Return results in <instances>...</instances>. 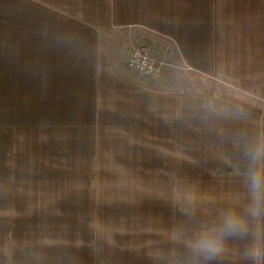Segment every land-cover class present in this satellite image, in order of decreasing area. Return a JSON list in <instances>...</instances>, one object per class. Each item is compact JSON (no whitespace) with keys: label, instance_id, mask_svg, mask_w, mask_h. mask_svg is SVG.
<instances>
[{"label":"crops","instance_id":"0c3cea01","mask_svg":"<svg viewBox=\"0 0 264 264\" xmlns=\"http://www.w3.org/2000/svg\"><path fill=\"white\" fill-rule=\"evenodd\" d=\"M143 44L159 78L126 66ZM242 129L264 133V0H0V264H186L245 201ZM214 264H264V221Z\"/></svg>","mask_w":264,"mask_h":264},{"label":"clouds","instance_id":"9594fccd","mask_svg":"<svg viewBox=\"0 0 264 264\" xmlns=\"http://www.w3.org/2000/svg\"><path fill=\"white\" fill-rule=\"evenodd\" d=\"M197 106L205 117L215 116L243 122L246 112L240 105L211 94L199 95ZM236 143L243 163L245 201L238 206L220 210L212 219L200 220L191 236L185 240L189 256L186 264H214L225 252L230 240L245 239L254 223L264 221V133L249 135L245 130L237 134ZM195 200V196L191 197ZM193 216L194 208L185 209ZM245 255L255 256L245 252Z\"/></svg>","mask_w":264,"mask_h":264},{"label":"built area","instance_id":"2783aa9c","mask_svg":"<svg viewBox=\"0 0 264 264\" xmlns=\"http://www.w3.org/2000/svg\"><path fill=\"white\" fill-rule=\"evenodd\" d=\"M126 66L136 75L146 79L159 78L161 73V64L152 58L146 44L130 50L126 58Z\"/></svg>","mask_w":264,"mask_h":264},{"label":"rangeland","instance_id":"374dc122","mask_svg":"<svg viewBox=\"0 0 264 264\" xmlns=\"http://www.w3.org/2000/svg\"><path fill=\"white\" fill-rule=\"evenodd\" d=\"M158 215V214H157ZM158 217V216H157ZM148 224L150 225H156V227L158 228V221H152V222H148Z\"/></svg>","mask_w":264,"mask_h":264}]
</instances>
